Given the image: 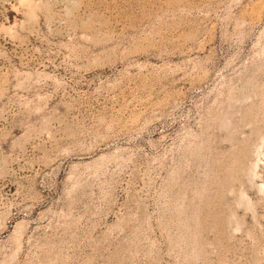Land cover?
Wrapping results in <instances>:
<instances>
[{"label":"rangeland","instance_id":"374dc122","mask_svg":"<svg viewBox=\"0 0 264 264\" xmlns=\"http://www.w3.org/2000/svg\"><path fill=\"white\" fill-rule=\"evenodd\" d=\"M0 264H264V0H0Z\"/></svg>","mask_w":264,"mask_h":264}]
</instances>
